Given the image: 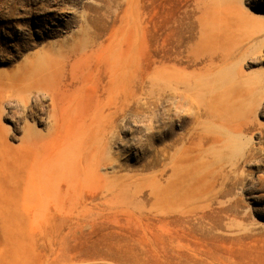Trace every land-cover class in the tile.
<instances>
[{
  "label": "rangeland",
  "instance_id": "obj_1",
  "mask_svg": "<svg viewBox=\"0 0 264 264\" xmlns=\"http://www.w3.org/2000/svg\"><path fill=\"white\" fill-rule=\"evenodd\" d=\"M159 4L172 5L175 17L189 13L180 57L197 59L186 72L198 77L205 111L213 99L223 115L225 129L216 131L224 146L210 152L235 164L230 193L180 197L169 210L156 205L149 197L153 170L144 167L153 159L155 109L130 106L116 122L105 116L122 168L100 171L101 182L105 194L118 198L72 203L42 189L16 199L27 184L25 129H48V98L25 89L28 62L102 28L100 41L136 45L132 63L143 68L152 58ZM97 61L90 60L87 73L78 70L84 86L71 127L92 111H112L116 98L97 84ZM151 92L145 83L132 97L143 101ZM172 124L177 137L181 129ZM0 135V264H264V0H0ZM251 149L260 162L246 166L242 156ZM132 175L139 180L130 181Z\"/></svg>",
  "mask_w": 264,
  "mask_h": 264
},
{
  "label": "bare ground",
  "instance_id": "obj_2",
  "mask_svg": "<svg viewBox=\"0 0 264 264\" xmlns=\"http://www.w3.org/2000/svg\"><path fill=\"white\" fill-rule=\"evenodd\" d=\"M173 8L170 4L163 7L159 4L152 58L143 68L132 63L138 52L136 45L124 46L115 40L100 41L105 31L102 28L83 35L87 40L73 36V43L65 49L61 46L63 50L59 52L50 51L40 63L28 62L25 89L27 93L35 91L36 99L48 98V129L46 133H34L31 127L25 129L27 184L17 192L16 199L24 201L30 191L42 189L72 203H107L118 198L113 192L110 197L104 193L102 182L105 178L100 174L102 170L122 168L119 154L110 148L114 127H105V116H112L116 122L130 106L134 112L143 107L153 106L155 109L153 159L144 167L153 170L149 197L156 205H166L169 210L170 204L180 197L190 199L206 191L216 199L230 193L236 181L232 180L235 164L226 161L222 152H210L215 147L224 146L216 131L218 127L225 129L220 121L223 115L211 107L213 99L205 111L198 77L186 72L197 65L195 58L180 57L183 52L180 46L190 27L189 13L184 9L183 16L175 17ZM93 57L98 58L97 63L92 64L98 74L97 84L107 93L113 91L116 99L108 114L92 111L71 127L68 121L71 112L77 108L78 91L84 86L82 74L77 76L80 74L78 70L87 68L85 73L92 70L89 62ZM208 61V66L212 67L213 59ZM208 66L206 64L201 69L207 70ZM145 83L151 85V94L142 98L143 101L133 98ZM124 95H129V99ZM173 110L176 115L172 117ZM173 121L181 129L177 137L173 133ZM259 154L254 149L248 150L242 156L243 164H259ZM1 162L3 157L0 154ZM131 178L130 181L139 180L134 175ZM97 187L100 190L98 195L80 193L82 189ZM112 187L115 188L114 183Z\"/></svg>",
  "mask_w": 264,
  "mask_h": 264
}]
</instances>
